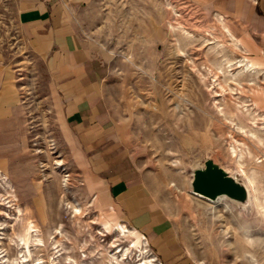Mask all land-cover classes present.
<instances>
[{"label":"rangeland","instance_id":"obj_1","mask_svg":"<svg viewBox=\"0 0 264 264\" xmlns=\"http://www.w3.org/2000/svg\"><path fill=\"white\" fill-rule=\"evenodd\" d=\"M219 2L80 0L77 15L110 61L128 144L191 255L199 264H264V49L242 42ZM52 50L19 25L16 0H0V60L15 72L23 118L21 133L0 141L11 165L32 162L33 178L28 196L0 181V264L25 255L18 264H166L86 188L54 110ZM207 158L247 187L245 202L192 191Z\"/></svg>","mask_w":264,"mask_h":264},{"label":"crops","instance_id":"obj_2","mask_svg":"<svg viewBox=\"0 0 264 264\" xmlns=\"http://www.w3.org/2000/svg\"><path fill=\"white\" fill-rule=\"evenodd\" d=\"M79 1L16 0L19 25L42 49L53 48V102L61 138L95 202L144 235L166 264H199L137 164L127 131L115 111L110 61L82 31L77 15ZM219 5L243 43L258 42L264 49V0H220ZM245 58L255 69L262 65L255 58ZM22 122L15 72L0 60V136H18ZM7 147L0 141V170L4 172L0 181L5 179L22 196H28L30 192L24 189H31L33 183L32 162L15 159L11 165L3 157Z\"/></svg>","mask_w":264,"mask_h":264},{"label":"water","instance_id":"obj_3","mask_svg":"<svg viewBox=\"0 0 264 264\" xmlns=\"http://www.w3.org/2000/svg\"><path fill=\"white\" fill-rule=\"evenodd\" d=\"M191 189L211 200L226 196L237 202H245L248 197L247 187L211 158L205 159L202 167L193 170Z\"/></svg>","mask_w":264,"mask_h":264},{"label":"bare ground","instance_id":"obj_4","mask_svg":"<svg viewBox=\"0 0 264 264\" xmlns=\"http://www.w3.org/2000/svg\"><path fill=\"white\" fill-rule=\"evenodd\" d=\"M221 197H224V196H219V197H217L215 200H213L214 202L215 201H217L219 198H221ZM80 210V209H79ZM32 241L33 242H36L37 244H42V242H41V239L40 238H37V237H34L33 239H32ZM146 252V251H145ZM28 261V259L26 258V255L22 258V260L21 261H18V260H16L14 263H12V264H18L19 262H22V263H25V262H27ZM152 261H154V260H150L149 262H152ZM148 262V261H147ZM35 264H42V261L41 260H38V261H36L35 262Z\"/></svg>","mask_w":264,"mask_h":264}]
</instances>
